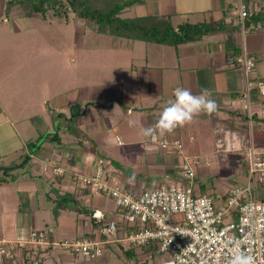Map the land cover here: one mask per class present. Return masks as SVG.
<instances>
[{
    "label": "crops",
    "instance_id": "crops-1",
    "mask_svg": "<svg viewBox=\"0 0 264 264\" xmlns=\"http://www.w3.org/2000/svg\"><path fill=\"white\" fill-rule=\"evenodd\" d=\"M5 2L0 0L1 14ZM240 2L147 0L132 6L137 7L135 15L123 17L132 7L127 8L121 17L166 16L171 18L174 27L223 20L228 28L176 49L165 45L152 50L147 47L144 58L138 55L141 67L123 62L119 71L118 63L111 64L115 67L109 68L110 71L123 72L114 83L93 85L98 91L83 100L88 104L86 107L81 99L65 95L56 102L51 117L40 122V128L35 124L33 129H27V139L19 128L22 120L1 105L0 128L10 125L19 144L4 149L9 142L1 138L0 156L14 154L23 159L29 155L30 160L25 162L24 168L14 164L17 167L12 171L22 172L23 178L15 176L0 182V240L26 239L33 231H47L52 240H96L105 250L102 257L91 260L52 248L42 264H145L149 260L158 264L161 253L155 244L142 248L129 245L126 237L133 228L124 222L115 201L107 193L83 187L74 180V176L94 175L100 160L105 162L104 172L109 184L136 196L178 184L180 166L186 159L196 160L198 182H203L205 193L212 194L217 205L222 206L228 189L243 185L247 178V150L252 147L264 156V97L256 86L259 81L264 83V22H259L260 29L243 31L238 15ZM247 3L252 15L264 14V0H247ZM116 43H113L116 51L136 50L130 40ZM235 47L237 54L228 59L227 53ZM245 54L256 61L249 77L236 62L237 57ZM177 87L193 93H199L202 88L210 89L219 108L216 113L201 114L191 124L166 135L183 142L181 152L168 153L143 137L140 127L155 124L166 102L174 99L173 90ZM77 108L82 137L63 129L59 131L58 144L48 139L37 153L30 151L27 143L37 142L42 135L57 131L52 119L54 113L70 117ZM130 121L135 125L130 126ZM55 167L64 169L66 174L55 177ZM214 178H225L219 190L215 189ZM204 190L198 185L197 192L204 193ZM54 191L56 200L58 196H69L62 203L58 218L54 216ZM258 192L264 196V191ZM113 221L117 223L115 235L108 232ZM0 264L28 263L19 253L12 258L0 257Z\"/></svg>",
    "mask_w": 264,
    "mask_h": 264
},
{
    "label": "built area",
    "instance_id": "built-area-1",
    "mask_svg": "<svg viewBox=\"0 0 264 264\" xmlns=\"http://www.w3.org/2000/svg\"><path fill=\"white\" fill-rule=\"evenodd\" d=\"M238 15L243 31L252 32L262 27L261 23L252 22L247 0H241ZM236 62L247 77L256 67L255 59L247 54L237 57ZM256 86L264 97V83L259 81ZM117 142L123 144L120 138ZM150 142L168 153L183 150V142L176 137L166 136ZM246 159L245 183L230 187L222 206L217 205L213 195L197 192L199 182L195 168L198 162L193 159H186L180 166L178 184L148 190L138 196L109 184L104 160L99 161L94 175L74 176V180L83 187L107 193L123 213L124 222L133 228L126 237L129 245L142 248L155 244L161 253L158 264H224L233 249L250 253L257 264H264V196L258 192L264 191V156L251 147ZM65 174L62 168L53 169L54 176ZM116 230L117 223L113 221L108 232L115 235ZM52 248L91 260L105 253L103 244L96 240L59 242L52 240L47 231H33L26 239H1L0 257L12 258L20 253L28 264H42ZM145 264L154 263L149 260Z\"/></svg>",
    "mask_w": 264,
    "mask_h": 264
},
{
    "label": "rangeland",
    "instance_id": "rangeland-1",
    "mask_svg": "<svg viewBox=\"0 0 264 264\" xmlns=\"http://www.w3.org/2000/svg\"><path fill=\"white\" fill-rule=\"evenodd\" d=\"M5 1L3 13H0V106L9 110L12 116L16 114L15 117L19 121L22 120L19 128L23 129L25 138H28L27 129H33L35 124L40 128V122L44 118L51 117L53 109L56 110V102H60L65 95L66 98L81 99L83 106L86 107L88 104L86 102L84 104L83 100L88 96L93 97L98 91L93 85L114 83L115 78L123 72L110 71L109 68L115 67L111 64L118 63L119 71H122L123 62L141 67L139 54L144 58L147 47L152 50L163 46L130 40V43L135 44L136 50L131 52V48L128 50L123 48L122 51L120 49L116 51L113 43L129 40L119 38L115 40L108 35L86 29L84 23L71 13L69 21L44 22L39 18H24L23 10L17 8L10 12L6 7L7 0ZM53 2L55 0H50V3ZM136 8L132 7L130 13L124 12L122 16L135 15ZM1 10L0 6V12ZM165 46L176 49L174 46ZM130 67L131 65L127 67L128 71ZM77 110L78 108L74 110L75 113ZM80 119L78 114L71 123L60 118L58 122L63 127L70 124L73 130L82 133ZM1 127L3 128H0V139L9 142L4 149L18 146L19 142L10 125L4 124ZM40 144L41 142L37 145ZM13 155H1L0 165L6 166L0 168L11 169L17 166L24 168L23 165L27 163L25 156L21 159L18 155ZM15 163L17 166H14ZM20 173L22 174V172L6 173L0 170V179L15 178V176L23 178ZM245 181L246 179L244 183ZM224 183L225 178H214L216 190H219ZM56 194L55 191L52 193L53 199L56 198Z\"/></svg>",
    "mask_w": 264,
    "mask_h": 264
},
{
    "label": "trees",
    "instance_id": "trees-1",
    "mask_svg": "<svg viewBox=\"0 0 264 264\" xmlns=\"http://www.w3.org/2000/svg\"><path fill=\"white\" fill-rule=\"evenodd\" d=\"M54 1V0H53ZM147 0H7V8L10 12L17 8L23 10L24 18H39L44 22L69 21V16L73 14L80 19L86 29H90L97 34H105L113 38L128 39L133 41H144L158 45H168L178 47L182 44L194 43L203 39V37L224 31L228 28L225 21H210L197 24L183 23L174 27L170 17L166 16H145L135 18H123L121 14L127 9L137 4L145 3ZM7 10V9H6ZM71 13V14H70ZM10 15V13L8 14ZM252 22H264V14H253ZM238 48H234L227 53L228 59L237 54ZM70 117L63 114L54 113L52 119L56 125V132L42 135L37 143L28 145L30 151L37 153L44 141L50 139L52 142L59 143V131L65 130L71 135L82 137L80 132L73 130L70 124L60 126L58 119L73 122L78 113L71 112ZM78 130V129H77ZM41 142L40 145H37ZM26 160L30 157L27 155ZM22 167V166H21ZM14 168H11L12 171ZM57 177V176H55ZM5 181L4 178L0 182ZM199 186L203 187V182L199 181ZM205 190L204 193L205 194ZM208 194V193H207ZM212 195V194H210ZM69 196L57 198L54 207V216L58 218L63 202L68 200ZM133 230V229H131ZM26 256V253H24Z\"/></svg>",
    "mask_w": 264,
    "mask_h": 264
},
{
    "label": "clouds",
    "instance_id": "clouds-1",
    "mask_svg": "<svg viewBox=\"0 0 264 264\" xmlns=\"http://www.w3.org/2000/svg\"><path fill=\"white\" fill-rule=\"evenodd\" d=\"M174 99L166 102L154 125L141 126L140 134L153 143L159 138L171 135L177 128L191 124L201 114L212 115L218 111L219 104L212 98L210 89L202 88L199 93L177 87L173 90ZM130 126L135 122L130 121ZM224 264H257L256 258L243 251L233 249L225 258Z\"/></svg>",
    "mask_w": 264,
    "mask_h": 264
},
{
    "label": "water",
    "instance_id": "water-1",
    "mask_svg": "<svg viewBox=\"0 0 264 264\" xmlns=\"http://www.w3.org/2000/svg\"><path fill=\"white\" fill-rule=\"evenodd\" d=\"M0 170H1V171H5V172H8V171H9L8 168H4V169H3V168H0Z\"/></svg>",
    "mask_w": 264,
    "mask_h": 264
},
{
    "label": "flooded vegetation",
    "instance_id": "flooded-vegetation-1",
    "mask_svg": "<svg viewBox=\"0 0 264 264\" xmlns=\"http://www.w3.org/2000/svg\"><path fill=\"white\" fill-rule=\"evenodd\" d=\"M8 172H9V171H8ZM8 172H7V173H8Z\"/></svg>",
    "mask_w": 264,
    "mask_h": 264
}]
</instances>
